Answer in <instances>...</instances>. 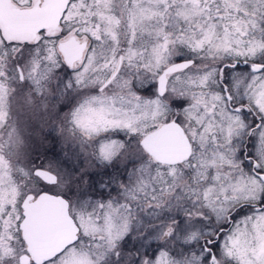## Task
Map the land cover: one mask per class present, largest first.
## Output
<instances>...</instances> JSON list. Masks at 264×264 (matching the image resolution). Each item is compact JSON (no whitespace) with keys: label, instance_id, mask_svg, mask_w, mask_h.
I'll list each match as a JSON object with an SVG mask.
<instances>
[{"label":"snow or ice","instance_id":"6c2138e0","mask_svg":"<svg viewBox=\"0 0 264 264\" xmlns=\"http://www.w3.org/2000/svg\"><path fill=\"white\" fill-rule=\"evenodd\" d=\"M0 264H264V0H0Z\"/></svg>","mask_w":264,"mask_h":264}]
</instances>
